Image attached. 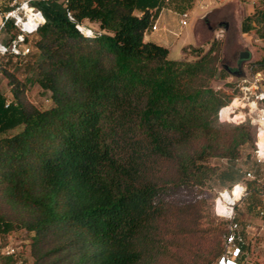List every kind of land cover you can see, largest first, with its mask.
<instances>
[{
    "label": "trees",
    "instance_id": "trees-1",
    "mask_svg": "<svg viewBox=\"0 0 264 264\" xmlns=\"http://www.w3.org/2000/svg\"><path fill=\"white\" fill-rule=\"evenodd\" d=\"M172 1L32 2L44 21L30 51L0 62L24 74L6 73L11 96L0 92V236L23 230L29 264H153L165 222L188 217L210 240L201 264L220 255L224 222H201V187L213 177L229 188L240 180L233 164L244 149L249 155L255 127L217 117L230 99L214 85L227 76L218 40L184 46L177 59L144 40L152 10ZM240 30L264 39V0ZM250 70L264 71V56ZM33 84L49 93V107L27 101ZM16 255L0 258L12 264Z\"/></svg>",
    "mask_w": 264,
    "mask_h": 264
},
{
    "label": "rangeland",
    "instance_id": "rangeland-1",
    "mask_svg": "<svg viewBox=\"0 0 264 264\" xmlns=\"http://www.w3.org/2000/svg\"><path fill=\"white\" fill-rule=\"evenodd\" d=\"M184 11L188 14V24L181 26L179 24V16H176L178 26L182 30L180 36L175 38L174 42L168 46V57L170 59L180 57L181 45L192 42L191 38L187 42H183L184 39H188L190 36L189 22L192 17L195 14L208 12L209 14H205L202 19L203 22L200 20L201 24L207 23L216 32L212 37L203 36L200 44L203 49H206L212 39L219 41V64L223 69L226 66L229 71L225 69L227 76L217 79L214 85L226 96L230 97L228 101L230 102L233 97L241 95L240 86L243 84V79H252L254 72L250 70V64L263 58L264 39L258 38L253 30L247 33L241 32L240 22L243 14L235 6L234 0H228L223 6H220L219 0H193L191 5L186 7ZM90 27L97 30L95 25H90ZM245 51L249 53V57L245 60H240L239 54ZM238 68L244 72L245 78L236 77L232 74ZM6 73L12 74L13 78L20 81L24 80V74L20 70L13 68V66H6V69L0 70V92L6 98H10ZM259 74V86L264 89V71L259 72ZM24 95L28 102L38 108H47L51 105L49 93L42 91L35 84L27 85ZM253 149L254 146L249 149V155H247L248 150L244 149L242 156L233 164L234 168L241 173L238 182H242L245 186V194L235 203L233 210L235 219L240 225L245 239L244 259L241 264H264V217L261 214V211H264V190L261 189L258 193L252 192L248 184L253 181L264 188V163L255 161ZM210 163L219 169L227 166L225 159L211 158ZM247 171L251 172L252 177H245V172ZM228 188V182L221 183L216 177H213L201 187L202 193L200 194L201 208L198 210L201 214L200 220L204 226L209 223L214 224L217 221L224 222L223 230L218 236L220 246H222L223 242L226 220L214 212V201L218 192ZM0 207L6 210L2 204H0ZM164 228H166L164 233L162 232L164 249L156 257L153 264H201L200 256L210 246L207 233H199L189 217L187 221H183L182 218L166 221ZM181 228L186 230L182 231ZM28 242L29 238L23 230L13 231L0 236V245L4 246L7 244L16 248L17 255L12 264H29L31 256ZM7 262V259L0 258V264H6ZM214 263L215 259L212 264Z\"/></svg>",
    "mask_w": 264,
    "mask_h": 264
},
{
    "label": "built area",
    "instance_id": "built-area-1",
    "mask_svg": "<svg viewBox=\"0 0 264 264\" xmlns=\"http://www.w3.org/2000/svg\"><path fill=\"white\" fill-rule=\"evenodd\" d=\"M34 0H12L9 8L0 17V62L4 55L14 57L22 56L30 51L29 39L43 23L44 18L40 10L33 4ZM168 3L170 0H164ZM167 6H162V11ZM179 24H188L186 11L177 13ZM6 23L10 24V30H5ZM85 34H91L89 28L79 27ZM150 30H157L153 23ZM260 74L256 72L252 79H243L240 86L241 95L222 105L217 111L220 121L239 123L248 121L255 127V141L253 157L258 163H264V89L259 86ZM245 177H252L250 171L245 172ZM236 193V194H234ZM224 194L229 199H224ZM245 194V186L242 182L234 183L229 189L218 192L214 201V212L226 220V228L223 234L222 250L215 264H240V256L243 253L242 246L245 243L240 225L234 219V205ZM264 217V211H261ZM16 248L10 245H0V256L15 254Z\"/></svg>",
    "mask_w": 264,
    "mask_h": 264
},
{
    "label": "crops",
    "instance_id": "crops-1",
    "mask_svg": "<svg viewBox=\"0 0 264 264\" xmlns=\"http://www.w3.org/2000/svg\"><path fill=\"white\" fill-rule=\"evenodd\" d=\"M11 1L12 0H0V17L1 14L9 8ZM192 1L193 0H173L172 3L162 11H158L154 8L152 11L154 12L156 10L157 12L155 13L152 24L156 23L157 30H146V32L144 33V40L153 41L168 49V46H170L174 42V39L181 34L182 28L178 26V21L176 18L177 13L180 12V10H184L186 7L190 6ZM227 1L228 0H219L220 6L225 5ZM234 1L235 6L242 12L243 15L253 12L255 6L257 5V0H245L242 3L238 0ZM205 14L209 13L204 12L195 14L189 22V31L191 37L189 36L188 39H184L183 42H187V40H190V38L192 39V42L181 45V55L179 58L183 56L182 48L184 46L200 44L202 40L201 38L203 36L206 37L208 35V37H212L213 35H215L214 33L216 31L212 30L207 23L201 24V21L204 18ZM91 25L96 26V24Z\"/></svg>",
    "mask_w": 264,
    "mask_h": 264
},
{
    "label": "water",
    "instance_id": "water-1",
    "mask_svg": "<svg viewBox=\"0 0 264 264\" xmlns=\"http://www.w3.org/2000/svg\"><path fill=\"white\" fill-rule=\"evenodd\" d=\"M249 57V53L248 52H242V53H240L239 54V59L240 60H245V59H247ZM225 69H227L228 70V68L225 66ZM229 71V70H228ZM232 74L234 75V76H236V77H242V78H245L244 77V72L243 71H241V69L240 68H238L237 70H234L233 72H232Z\"/></svg>",
    "mask_w": 264,
    "mask_h": 264
},
{
    "label": "bare ground",
    "instance_id": "bare-ground-1",
    "mask_svg": "<svg viewBox=\"0 0 264 264\" xmlns=\"http://www.w3.org/2000/svg\"><path fill=\"white\" fill-rule=\"evenodd\" d=\"M234 194H236V193H234ZM224 199H229L230 198V196L229 195H226V194H224Z\"/></svg>",
    "mask_w": 264,
    "mask_h": 264
}]
</instances>
